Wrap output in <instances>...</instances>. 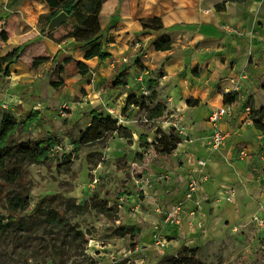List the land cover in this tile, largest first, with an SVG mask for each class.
<instances>
[{
	"label": "rangeland",
	"instance_id": "rangeland-1",
	"mask_svg": "<svg viewBox=\"0 0 264 264\" xmlns=\"http://www.w3.org/2000/svg\"><path fill=\"white\" fill-rule=\"evenodd\" d=\"M45 24L43 21L37 26L39 33ZM6 31L7 23L0 18V53L7 45L9 35ZM62 36L57 33L55 38ZM24 46L18 47L22 51L23 64L28 65L36 57H45L39 43L22 48ZM58 58L57 63L61 62ZM12 73L10 68V78L0 76V116L9 113L20 123L32 122L27 131L21 127L16 132L17 143L53 145L45 164L25 168L29 206L21 217L32 218L42 199L58 196L55 207L83 236L80 243L66 248V252L54 254L46 248H50L51 243L61 246L57 236H44L34 229L24 232L23 222L21 227L12 228L13 232H19L14 237L28 238V241L30 238L28 243L32 240L30 245L35 251L27 255L26 261L18 240L11 242V237L0 234V257L7 255L4 264H264L263 209V215L256 209L257 212L253 211L254 208L234 213L224 224L203 227V222L197 223L193 225L194 233L187 236L191 226L186 224L189 225L186 231L184 221L179 226L163 225L165 215L178 202L185 214L186 203L196 195L184 200L189 185L197 183L198 179L187 176L173 179L169 171L177 167L180 153L174 150L168 156L157 154L151 146L142 147L144 140L151 144L156 129L168 133L171 128L182 144L202 141L208 149L210 132L196 130V122L192 124L174 115L164 103L159 86L156 88L158 100L166 108L163 117L146 122L143 112L126 108L127 92L139 98L150 94L149 72L127 68L125 90L108 89L118 72L102 81H98L96 72L81 78H68L65 72L59 74L56 65L50 68L47 64L30 68L16 77ZM152 74L151 78H155L156 71ZM60 78L64 85L50 90L49 81ZM94 113L117 121L129 138L109 134L101 142L76 149L79 135L90 125ZM227 189L233 198L234 190ZM91 197L103 200L113 210L112 218L95 210L77 215L74 206L89 204ZM3 199L4 196L0 200L1 208ZM230 201L224 204L231 207L234 202ZM200 202L204 203V199ZM186 214L192 217L196 209L186 210Z\"/></svg>",
	"mask_w": 264,
	"mask_h": 264
},
{
	"label": "crops",
	"instance_id": "crops-1",
	"mask_svg": "<svg viewBox=\"0 0 264 264\" xmlns=\"http://www.w3.org/2000/svg\"><path fill=\"white\" fill-rule=\"evenodd\" d=\"M6 3L9 11L4 10ZM48 13L44 0H0V18L7 23L9 35L0 56L22 44L39 43L50 60L60 57L83 62L91 73L96 72L98 81L127 68L138 71L132 66L138 60L144 72L162 70L159 87L174 115L196 122V130L210 133V113L225 105V94H235L229 113L219 123L227 136L224 144L212 152L202 141L180 143L175 149L180 153L179 163L169 174L173 179H198L201 173L209 178L198 186L194 200L186 203L184 229L191 226L186 236L194 233L197 223L203 222V227L224 224L232 214L247 209L263 215L264 141L259 134L264 132L255 128L250 112L264 109V0H106L99 35L110 58L102 62L83 60L82 45L72 38L55 42L39 33V19ZM151 19H158L162 28L142 29L141 21ZM222 26L233 27L241 35L225 32ZM56 29L51 31L54 37L62 34ZM162 35L170 37L171 48L155 51L151 42ZM31 61L25 65L20 59L13 64V77L28 71ZM191 99L198 101L196 106L187 105ZM261 123L264 125V116ZM241 150L246 151L244 158L239 155ZM197 160L204 162L203 168ZM226 188L234 190L231 207L224 204L229 196ZM195 209L192 217L186 214Z\"/></svg>",
	"mask_w": 264,
	"mask_h": 264
},
{
	"label": "trees",
	"instance_id": "trees-1",
	"mask_svg": "<svg viewBox=\"0 0 264 264\" xmlns=\"http://www.w3.org/2000/svg\"><path fill=\"white\" fill-rule=\"evenodd\" d=\"M106 0H44L48 7L49 13L41 16L39 25L45 21L46 24L41 28L42 35L51 36L52 40L59 42L62 39L72 38L76 43L82 45L84 51V60L88 61L97 58L99 61L109 59L110 56L104 52V46L101 41L100 22L99 17L101 8ZM121 1V0H119ZM220 8V7H219ZM59 13H65L68 17L67 21L60 25L56 30H61L63 36L56 39L52 36V32L46 30L50 20L57 16ZM142 29L146 30H160L162 28L158 19L143 20L141 21ZM60 32V31H59ZM106 41L105 44H108ZM151 47L155 51H168L171 48V39L168 35H162L151 42ZM21 49L16 48L0 56V76L9 77V68L20 61ZM50 63V68L56 65L59 74L66 73L67 77L80 76L85 77L89 74L90 69L83 62L76 61L72 58H64L61 62H56V58L50 60L46 56L43 58H33L31 61V68H37L43 64ZM133 65L140 72L145 71L144 67L136 60ZM155 72V71H154ZM153 72H149V88L150 94L143 97L127 92L126 108L133 107L143 112L146 122H153L160 119L166 112L165 105L162 101L158 100L156 88H158V80L163 77L162 70L156 71V77L151 78ZM64 85L63 79L58 81H49V86L53 90H57ZM127 88L126 73L120 72L114 80L108 85V89L116 90ZM235 99V94L229 93L224 95V104L230 105ZM197 100H189L187 105L196 106ZM36 115L37 112H31ZM264 116V109L256 112L251 109L250 119L254 122L257 130L264 132V125L261 119ZM32 123L26 120L25 122H18L12 114L2 113L0 116V200L3 198V206L0 207V234L8 235L12 241L19 242L18 247L22 248L28 260V254L34 253L35 248L30 245V238L14 237L19 232H13V227H21L25 222L26 226L21 229L24 232L40 231L44 236L52 237L57 236L56 240H60L61 246L55 243L50 244L49 251L54 254H61V251L66 252V248H71L80 243L82 233L77 232L65 216L60 212L58 207H55L58 196L44 198L38 204L34 215L30 219H24L21 215L27 210L29 200L25 192V168L27 165H43L49 160L50 150L53 147L51 143L46 142H26L17 143L15 140L16 132L23 127L24 131ZM109 134H118L120 137L129 138L128 132L123 126L117 125V121L110 117H103L99 114H92L90 125L80 133L79 140L76 144V149L79 146L90 145L93 143L101 142ZM181 143V138L174 133L170 128L168 133L156 129L154 132V140L148 144L144 140L142 147L151 146L155 149L157 154L168 156L177 146ZM3 210L4 212H1ZM77 215H80L87 210H95L106 218H112L113 210L107 207L103 200H98L91 197L90 203L84 206H74ZM28 225L32 227L29 228ZM33 231H32V230ZM20 235H24L21 233ZM123 237V234H121ZM21 238V239H20ZM28 243V244H27ZM30 245V246H28ZM191 252V250H189ZM7 255L0 257V264H4Z\"/></svg>",
	"mask_w": 264,
	"mask_h": 264
},
{
	"label": "built area",
	"instance_id": "built-area-1",
	"mask_svg": "<svg viewBox=\"0 0 264 264\" xmlns=\"http://www.w3.org/2000/svg\"><path fill=\"white\" fill-rule=\"evenodd\" d=\"M8 9H9V4L6 3L4 10L9 11ZM221 29L230 34L241 35V33L237 29L230 27V26H222ZM62 107L64 108V105ZM229 111H230V107L228 105H224V106H221L220 108L213 110L208 117V122L210 123L212 130L209 135L207 145H208V148L211 150H218L224 144L227 138L226 133H224L223 131L219 129V123L221 119L229 113ZM259 138H260V141L263 142L264 133L259 134ZM239 155L244 158L246 156V151L241 150ZM197 164L200 168L204 167V162L202 161H198ZM207 181H208V176L206 174L201 173L200 177L198 178V182L197 183L192 182L193 184L189 185L190 190L186 194V197L184 200L188 201L192 199L193 195H195L196 193L197 187L206 183ZM226 191L229 193V196H227L226 199L227 201H230L232 193L230 189L226 188ZM182 221H183V210L181 209V203L178 202L165 215L164 220H163V225L164 226H179ZM259 224H262V221H259Z\"/></svg>",
	"mask_w": 264,
	"mask_h": 264
},
{
	"label": "water",
	"instance_id": "water-1",
	"mask_svg": "<svg viewBox=\"0 0 264 264\" xmlns=\"http://www.w3.org/2000/svg\"><path fill=\"white\" fill-rule=\"evenodd\" d=\"M68 17L65 13H59L52 18L48 24L47 30L52 31L67 21Z\"/></svg>",
	"mask_w": 264,
	"mask_h": 264
}]
</instances>
